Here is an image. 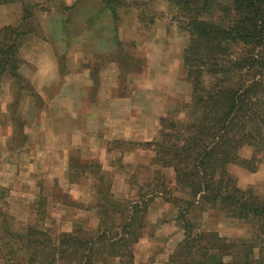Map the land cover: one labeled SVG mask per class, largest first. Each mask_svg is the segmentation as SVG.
Wrapping results in <instances>:
<instances>
[{
    "label": "rangeland",
    "instance_id": "1",
    "mask_svg": "<svg viewBox=\"0 0 264 264\" xmlns=\"http://www.w3.org/2000/svg\"><path fill=\"white\" fill-rule=\"evenodd\" d=\"M12 5L19 9L17 21L3 16L0 28L21 24L26 8L30 17L23 23L30 33L19 49L20 75L0 84V264H28L29 250L50 252L61 232L77 224L86 230L97 226L100 173L118 199H136L137 186L156 172L174 187L172 170L152 165L154 153L142 143L154 138L162 117L183 116L191 90L182 67L188 33L167 0H119L116 18L103 0ZM27 57L55 60L56 78L45 85L48 97L30 82ZM102 90L112 96H101ZM77 109L93 113L81 118ZM239 156L254 170L237 163L229 171L240 187L264 199V153L243 146ZM152 201L144 235L133 246L134 264H165L182 239L175 206L161 196ZM190 218L237 245L264 227V216L241 220L217 209L192 210ZM29 240H38L42 251Z\"/></svg>",
    "mask_w": 264,
    "mask_h": 264
},
{
    "label": "trees",
    "instance_id": "2",
    "mask_svg": "<svg viewBox=\"0 0 264 264\" xmlns=\"http://www.w3.org/2000/svg\"><path fill=\"white\" fill-rule=\"evenodd\" d=\"M167 1L188 33L182 67L190 98L181 118L173 113L162 117L154 138L142 145L153 151L152 165L172 170L174 187L156 172L137 186L136 199H118L100 173L95 184L97 226L86 230L77 224L61 232L50 252L29 250L26 263L117 259L118 264H134L133 246L143 235L149 204L161 196L175 206L183 232L165 264H264V227L237 245L190 218L192 210L216 209L241 220L264 216V199L249 187L241 188L229 171L237 163L254 170L239 156L243 146L264 153V0ZM103 2L116 18L119 0ZM24 10L21 24L0 28V84L6 76H18L22 37L30 33L23 23L30 14ZM29 243L42 251L38 240Z\"/></svg>",
    "mask_w": 264,
    "mask_h": 264
},
{
    "label": "crops",
    "instance_id": "3",
    "mask_svg": "<svg viewBox=\"0 0 264 264\" xmlns=\"http://www.w3.org/2000/svg\"><path fill=\"white\" fill-rule=\"evenodd\" d=\"M8 13H11L13 17L12 16L9 17ZM18 14H19V9H17L16 6H13L12 3H11V5H5V4H1L0 5V23H1V20H3V19H9L11 22H15V21H17ZM3 16H4V18L2 19L1 17H3ZM19 57H20V52H19ZM42 59H44V58H42ZM26 60H27V63H30L29 64V69H28V73L30 72V69H31V73L29 74V80L32 83L35 91L37 93H39V95L41 94L43 97H45V96L48 97L49 93L46 91L45 85H46V82L48 80L51 79V81H52L54 78H56L57 74H56L55 60L52 57L51 58H47L46 62H41V59H35V58H31V57H27ZM20 66H21V64H20ZM20 66H19V69L17 71L18 76L20 75L21 70H22L20 68ZM76 74L77 73H72L71 75L76 76ZM85 80H86L85 81L86 85L89 86L91 83H90V80L88 79V76L86 77ZM111 94H112L111 91H103V90L100 93L101 96L106 97V98L107 97H111L112 96ZM56 95H57V93H56ZM58 95H59V93H58ZM104 101L105 102H104V104L102 106H107V104H108L107 102L108 101H106V100H104ZM93 107H95L94 104H93ZM104 109H105V111H103V113H104L103 116L105 117L104 120L106 122L107 118H108V117H106V114H107L106 107ZM83 112L84 111H78V109H77L76 114L78 116H80L81 118H84V117H86L87 114H92L93 110H87L86 111L87 114H83ZM47 121L49 122L50 126L52 128H54L52 120H48L47 119ZM104 125H106V124L104 123ZM238 185H240V184H238ZM152 202L150 203L151 206L153 204ZM150 204H149V206H150ZM147 215H148V213H147ZM175 221H177V220L175 219ZM177 222H179V221H177ZM148 223L149 222L147 220V223H146V226H145L144 229H146ZM180 228H181V226H180ZM181 231H182V229H181ZM143 235H144V231H143ZM142 236L139 238V240L142 238ZM182 237H183V232H182ZM114 260H117V259H114ZM117 262H118V260H117Z\"/></svg>",
    "mask_w": 264,
    "mask_h": 264
}]
</instances>
